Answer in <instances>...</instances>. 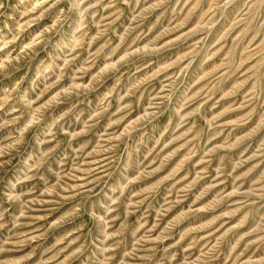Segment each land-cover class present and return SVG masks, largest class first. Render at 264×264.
<instances>
[{"label":"rangeland","instance_id":"obj_1","mask_svg":"<svg viewBox=\"0 0 264 264\" xmlns=\"http://www.w3.org/2000/svg\"><path fill=\"white\" fill-rule=\"evenodd\" d=\"M0 264H264V0H0Z\"/></svg>","mask_w":264,"mask_h":264}]
</instances>
